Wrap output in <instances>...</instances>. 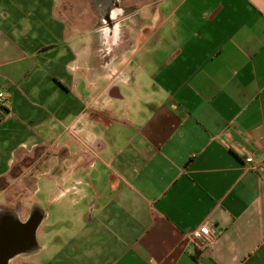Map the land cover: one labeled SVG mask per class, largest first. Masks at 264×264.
Here are the masks:
<instances>
[{
    "label": "crops",
    "instance_id": "obj_1",
    "mask_svg": "<svg viewBox=\"0 0 264 264\" xmlns=\"http://www.w3.org/2000/svg\"><path fill=\"white\" fill-rule=\"evenodd\" d=\"M156 1L0 0V210L39 212L7 264H264V0Z\"/></svg>",
    "mask_w": 264,
    "mask_h": 264
},
{
    "label": "rangeland",
    "instance_id": "obj_2",
    "mask_svg": "<svg viewBox=\"0 0 264 264\" xmlns=\"http://www.w3.org/2000/svg\"><path fill=\"white\" fill-rule=\"evenodd\" d=\"M119 0V6L124 8L122 9V13L115 19L122 21L126 20L125 17H128L127 10L130 8H137L139 11H143L146 9V7L151 5H156V0ZM68 5V7H66ZM60 9L61 12L66 16L67 19H74V18H81V19H96L99 21L100 13H98L96 7H95V0H60ZM153 11V10H152ZM150 17V13L145 14V19ZM20 167L19 164H17L12 172L8 175L6 178L7 180L11 179L16 173L17 169ZM36 186L38 187L39 184L41 186V192L38 194H31V196L36 199V202L41 206V208H44V198H43V183L45 181V176L43 174H39V176H36ZM16 190V188H15ZM11 192H14V188L10 189Z\"/></svg>",
    "mask_w": 264,
    "mask_h": 264
},
{
    "label": "built area",
    "instance_id": "obj_3",
    "mask_svg": "<svg viewBox=\"0 0 264 264\" xmlns=\"http://www.w3.org/2000/svg\"><path fill=\"white\" fill-rule=\"evenodd\" d=\"M5 100V91L0 90V112L3 113L2 107L4 105ZM245 166L256 172H261L264 170V157L256 160L253 156H247L245 160ZM216 237L214 233V229L212 226L208 224H203L201 227L195 229L194 231L189 233L188 239H190L194 243L200 244H209Z\"/></svg>",
    "mask_w": 264,
    "mask_h": 264
},
{
    "label": "flooded vegetation",
    "instance_id": "obj_4",
    "mask_svg": "<svg viewBox=\"0 0 264 264\" xmlns=\"http://www.w3.org/2000/svg\"><path fill=\"white\" fill-rule=\"evenodd\" d=\"M16 212L11 209H1L0 210V238L7 239L8 236L12 237L14 236L13 241L11 242V245L17 244V237L14 235L15 233V227H14V221H16ZM39 212L37 209L33 210L28 218L25 220V224L22 225V227H19V231L22 233L20 239L22 237L25 238L27 230L30 227L29 224L32 222H35V220L38 218ZM17 230V231H18ZM9 237V238H10ZM16 239V240H15ZM7 243V242H6ZM10 243H7L9 245ZM2 244H0L1 246Z\"/></svg>",
    "mask_w": 264,
    "mask_h": 264
},
{
    "label": "water",
    "instance_id": "obj_5",
    "mask_svg": "<svg viewBox=\"0 0 264 264\" xmlns=\"http://www.w3.org/2000/svg\"><path fill=\"white\" fill-rule=\"evenodd\" d=\"M38 223V218L35 220V222H32L30 225V227L28 228L29 230H27L26 232V238L28 239V241H22L21 239L18 240L20 237L17 238V244H13L11 245V242L14 239L8 236L7 239H4L3 237L0 238V244H2L0 246V264H7L8 260L14 256L18 251L23 250L25 246H27L28 244H30V238H31V233L34 232L36 226ZM25 224V222L20 221L18 218H16V221H14V227L16 228L14 231L16 232H20L18 229L19 227H22V225ZM18 228V229H17ZM18 230V231H17ZM10 237V238H9ZM16 240V239H15ZM10 243L9 245H7V243Z\"/></svg>",
    "mask_w": 264,
    "mask_h": 264
},
{
    "label": "bare ground",
    "instance_id": "obj_6",
    "mask_svg": "<svg viewBox=\"0 0 264 264\" xmlns=\"http://www.w3.org/2000/svg\"><path fill=\"white\" fill-rule=\"evenodd\" d=\"M95 7L104 22H113L122 13L119 0H95Z\"/></svg>",
    "mask_w": 264,
    "mask_h": 264
},
{
    "label": "trees",
    "instance_id": "obj_7",
    "mask_svg": "<svg viewBox=\"0 0 264 264\" xmlns=\"http://www.w3.org/2000/svg\"><path fill=\"white\" fill-rule=\"evenodd\" d=\"M2 110L5 111L4 107H2Z\"/></svg>",
    "mask_w": 264,
    "mask_h": 264
}]
</instances>
